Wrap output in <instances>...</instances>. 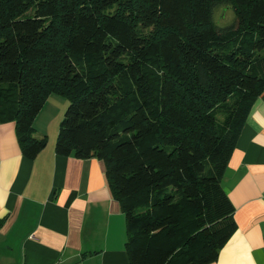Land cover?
<instances>
[{"label":"trees","instance_id":"trees-1","mask_svg":"<svg viewBox=\"0 0 264 264\" xmlns=\"http://www.w3.org/2000/svg\"><path fill=\"white\" fill-rule=\"evenodd\" d=\"M234 19L218 26V7ZM264 91V0H0V123L68 101L56 154L101 159L130 264H210L235 231L221 185Z\"/></svg>","mask_w":264,"mask_h":264},{"label":"crops","instance_id":"crops-1","mask_svg":"<svg viewBox=\"0 0 264 264\" xmlns=\"http://www.w3.org/2000/svg\"><path fill=\"white\" fill-rule=\"evenodd\" d=\"M54 147L48 140L29 159L15 123H0V264H130L104 162ZM221 185L236 228L210 264H264V91L248 109Z\"/></svg>","mask_w":264,"mask_h":264},{"label":"rangeland","instance_id":"rangeland-1","mask_svg":"<svg viewBox=\"0 0 264 264\" xmlns=\"http://www.w3.org/2000/svg\"><path fill=\"white\" fill-rule=\"evenodd\" d=\"M213 19L218 26L223 27L232 22L234 15L230 8L222 6L215 9ZM67 105L66 98L60 95H51L48 98L37 116L38 122L35 124L37 128L36 137L45 135L49 141L55 142L58 127Z\"/></svg>","mask_w":264,"mask_h":264}]
</instances>
